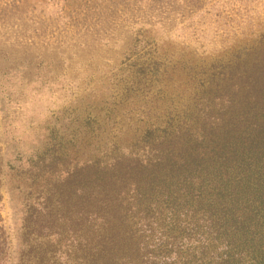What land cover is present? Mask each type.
Returning <instances> with one entry per match:
<instances>
[{
    "label": "rangeland",
    "instance_id": "rangeland-1",
    "mask_svg": "<svg viewBox=\"0 0 264 264\" xmlns=\"http://www.w3.org/2000/svg\"><path fill=\"white\" fill-rule=\"evenodd\" d=\"M263 75L264 0H0V264H263Z\"/></svg>",
    "mask_w": 264,
    "mask_h": 264
},
{
    "label": "trees",
    "instance_id": "trees-1",
    "mask_svg": "<svg viewBox=\"0 0 264 264\" xmlns=\"http://www.w3.org/2000/svg\"><path fill=\"white\" fill-rule=\"evenodd\" d=\"M262 73H263L262 66H259L255 70V72H253L252 74H258V75H260ZM245 78H246V76L244 77V79ZM256 78L258 79V82H260V84H261V86L259 87V90H258V91H260V90H262L264 88V75L263 76H255L253 79H256ZM234 81H238L240 84L241 83H246V84L251 83L250 80H242V79H240V75L238 77H236L234 79ZM261 103H264V97H262ZM226 125H227V122H225V125L224 126H226ZM229 131L232 133V130L230 128H229ZM259 131L264 132V125H261V128H260ZM223 133H224L223 139L225 140V144H227L228 146L231 145L232 144L231 141H233V139L230 136H228L227 129ZM248 152H249L248 147H246V153H248ZM262 263L264 264V261H262Z\"/></svg>",
    "mask_w": 264,
    "mask_h": 264
}]
</instances>
